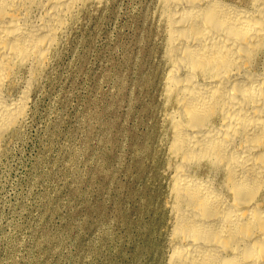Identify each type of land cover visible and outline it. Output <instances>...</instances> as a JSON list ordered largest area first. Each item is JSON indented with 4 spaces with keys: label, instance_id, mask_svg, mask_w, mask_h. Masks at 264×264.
<instances>
[{
    "label": "rangeland",
    "instance_id": "obj_1",
    "mask_svg": "<svg viewBox=\"0 0 264 264\" xmlns=\"http://www.w3.org/2000/svg\"><path fill=\"white\" fill-rule=\"evenodd\" d=\"M162 27L161 0L72 26L0 149V264H167Z\"/></svg>",
    "mask_w": 264,
    "mask_h": 264
},
{
    "label": "bare ground",
    "instance_id": "obj_2",
    "mask_svg": "<svg viewBox=\"0 0 264 264\" xmlns=\"http://www.w3.org/2000/svg\"><path fill=\"white\" fill-rule=\"evenodd\" d=\"M105 3L0 0V149L72 26ZM161 21L166 263L264 264V0H161Z\"/></svg>",
    "mask_w": 264,
    "mask_h": 264
}]
</instances>
